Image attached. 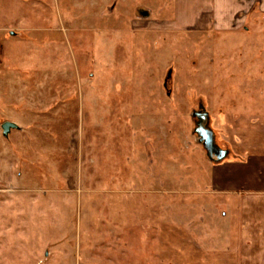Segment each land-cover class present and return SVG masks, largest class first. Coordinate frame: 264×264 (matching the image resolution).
Returning <instances> with one entry per match:
<instances>
[{"label":"rangeland","instance_id":"rangeland-1","mask_svg":"<svg viewBox=\"0 0 264 264\" xmlns=\"http://www.w3.org/2000/svg\"><path fill=\"white\" fill-rule=\"evenodd\" d=\"M256 1L219 31L176 24L175 0H41L48 32L0 33V264H263L200 193L264 159Z\"/></svg>","mask_w":264,"mask_h":264},{"label":"crops","instance_id":"crops-1","mask_svg":"<svg viewBox=\"0 0 264 264\" xmlns=\"http://www.w3.org/2000/svg\"><path fill=\"white\" fill-rule=\"evenodd\" d=\"M40 1L0 0V33H8L11 38L30 40L33 35L48 32L50 29L42 26L44 21L49 25V19L47 16L42 18L43 4ZM175 1L174 22L184 29L189 26L199 29L211 26L213 30L219 31L239 29L245 23L246 15L259 7L256 0ZM248 160V163L230 164L224 168L220 173L222 176L214 175L205 184L209 188L200 193L212 194L214 191V217L219 214L224 218L225 233L232 230L236 232L232 233L236 234L241 249L252 248L255 239L262 241L258 247L261 251L255 256L264 264V159L252 161L249 157ZM229 172L235 176L229 177ZM237 214L240 223L233 229L228 216ZM244 259L250 260L243 257L241 261Z\"/></svg>","mask_w":264,"mask_h":264},{"label":"water","instance_id":"water-1","mask_svg":"<svg viewBox=\"0 0 264 264\" xmlns=\"http://www.w3.org/2000/svg\"><path fill=\"white\" fill-rule=\"evenodd\" d=\"M198 119L194 133L198 137V142L201 143L206 157L210 162L218 163L227 156V151L220 148H216L214 145V134L210 128H208V116L205 112L195 113ZM3 134L7 135L11 128H16L12 123H4L1 126Z\"/></svg>","mask_w":264,"mask_h":264},{"label":"flooded vegetation","instance_id":"flooded-vegetation-1","mask_svg":"<svg viewBox=\"0 0 264 264\" xmlns=\"http://www.w3.org/2000/svg\"><path fill=\"white\" fill-rule=\"evenodd\" d=\"M214 145H215L216 148H218V146L215 144V142H214Z\"/></svg>","mask_w":264,"mask_h":264}]
</instances>
